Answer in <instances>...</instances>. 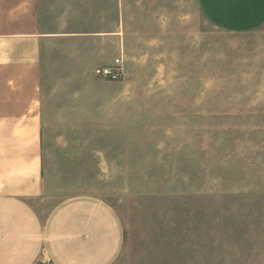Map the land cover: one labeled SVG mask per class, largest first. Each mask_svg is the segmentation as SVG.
<instances>
[{
    "label": "rangeland",
    "instance_id": "374dc122",
    "mask_svg": "<svg viewBox=\"0 0 264 264\" xmlns=\"http://www.w3.org/2000/svg\"><path fill=\"white\" fill-rule=\"evenodd\" d=\"M41 2L69 32L115 35L44 56L37 209L103 199L123 226L113 264H264V24L224 31L198 0ZM97 55L124 78L94 77Z\"/></svg>",
    "mask_w": 264,
    "mask_h": 264
},
{
    "label": "crops",
    "instance_id": "0c3cea01",
    "mask_svg": "<svg viewBox=\"0 0 264 264\" xmlns=\"http://www.w3.org/2000/svg\"><path fill=\"white\" fill-rule=\"evenodd\" d=\"M41 4L0 0V264H113L123 226L107 202L84 195L60 200L47 211L37 207L44 203L39 99L44 56L53 45L62 49L78 39L100 44L115 34L69 32L49 21ZM198 5L227 32L264 24V0H198ZM90 61L94 76L104 65L98 55Z\"/></svg>",
    "mask_w": 264,
    "mask_h": 264
},
{
    "label": "built area",
    "instance_id": "2783aa9c",
    "mask_svg": "<svg viewBox=\"0 0 264 264\" xmlns=\"http://www.w3.org/2000/svg\"><path fill=\"white\" fill-rule=\"evenodd\" d=\"M94 76L111 82L121 81L125 76L122 60L116 58L109 65L96 67L94 69Z\"/></svg>",
    "mask_w": 264,
    "mask_h": 264
}]
</instances>
